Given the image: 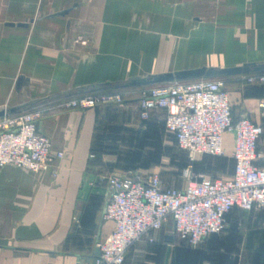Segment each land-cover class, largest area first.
<instances>
[{
	"label": "crops",
	"instance_id": "crops-1",
	"mask_svg": "<svg viewBox=\"0 0 264 264\" xmlns=\"http://www.w3.org/2000/svg\"><path fill=\"white\" fill-rule=\"evenodd\" d=\"M245 65H264V0H0V112H41L39 132L64 153L56 177L0 169V264H89L97 257L114 228L102 217L113 171L109 131L122 129L118 135L133 141L166 130L163 111L140 118L146 87L131 80ZM245 76L227 78L244 84ZM103 94H120L125 103L66 108ZM231 100L234 122H262L264 87L247 85ZM226 140L230 154L232 137ZM151 237L124 264H264V209H235L227 229L197 248L181 241L172 222Z\"/></svg>",
	"mask_w": 264,
	"mask_h": 264
},
{
	"label": "built area",
	"instance_id": "built-area-1",
	"mask_svg": "<svg viewBox=\"0 0 264 264\" xmlns=\"http://www.w3.org/2000/svg\"><path fill=\"white\" fill-rule=\"evenodd\" d=\"M248 86L264 87V73L243 78ZM124 96L103 94L75 99L66 108L86 112L106 105H123ZM140 118L165 112L168 133L176 145L195 156H226V135L232 137V179L198 177L186 170L182 189L162 188L160 175L128 173L107 178L108 197L103 220L112 233L97 245L100 254L89 264H124L128 251L140 240L172 222L182 242L199 247L210 235L227 229L235 209H264V100L258 103L261 123L248 118L234 122L231 92L223 79L196 80L144 88ZM41 112L0 118V169L14 166L33 174L57 176L56 163L64 153L53 152L51 140L38 130Z\"/></svg>",
	"mask_w": 264,
	"mask_h": 264
},
{
	"label": "rangeland",
	"instance_id": "rangeland-1",
	"mask_svg": "<svg viewBox=\"0 0 264 264\" xmlns=\"http://www.w3.org/2000/svg\"><path fill=\"white\" fill-rule=\"evenodd\" d=\"M225 81L231 94L247 87L241 78H226ZM116 122L121 123L119 120ZM109 132V139L112 141L109 149L113 152V158L109 160L113 171L109 176L122 173L157 172L162 181V188L182 189L187 184L184 175L186 170L195 176L210 179H225L232 174L231 153L227 152L226 156L218 158L203 156L200 160H196L199 156H195L192 160L188 152L178 148L175 141L167 137L166 130L162 127L150 130L143 137L138 135L133 141H127L118 135L123 132L122 129L121 132L118 129H112ZM240 211L244 214L253 212Z\"/></svg>",
	"mask_w": 264,
	"mask_h": 264
},
{
	"label": "water",
	"instance_id": "water-1",
	"mask_svg": "<svg viewBox=\"0 0 264 264\" xmlns=\"http://www.w3.org/2000/svg\"><path fill=\"white\" fill-rule=\"evenodd\" d=\"M261 72H264V65H245L243 67L229 69L200 68L195 70L167 73L143 79H133L130 81V86L150 87L162 84L190 82L196 80L224 79L231 76L249 75L251 73ZM4 116H6V112H0V118H3ZM99 254L100 251L98 249L96 251V255L99 256Z\"/></svg>",
	"mask_w": 264,
	"mask_h": 264
},
{
	"label": "trees",
	"instance_id": "trees-1",
	"mask_svg": "<svg viewBox=\"0 0 264 264\" xmlns=\"http://www.w3.org/2000/svg\"><path fill=\"white\" fill-rule=\"evenodd\" d=\"M209 157H210V156H209ZM233 211H234V210H233ZM233 211H232V212H233ZM232 212H231V213H232ZM227 217H228V216H227Z\"/></svg>",
	"mask_w": 264,
	"mask_h": 264
}]
</instances>
